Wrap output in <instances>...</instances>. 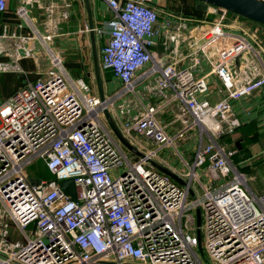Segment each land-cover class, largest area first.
Masks as SVG:
<instances>
[{"label":"built area","instance_id":"built-area-1","mask_svg":"<svg viewBox=\"0 0 264 264\" xmlns=\"http://www.w3.org/2000/svg\"><path fill=\"white\" fill-rule=\"evenodd\" d=\"M7 1L0 0V12ZM103 2L111 17L92 28L101 42L98 63L120 88L101 102L83 78L68 79L54 56L42 76L0 106V208L26 239L25 245L3 242L7 226L0 227V264H205L197 252L192 213L197 207L203 210L200 231L211 264H264V193L251 192L247 175L232 161L237 151L219 143L241 124L232 102L264 88V70L255 62L246 61L240 73L231 68L237 57L252 51L251 44L226 30L224 9L212 7L217 17L190 29L195 34L188 38L185 19L163 12L154 0ZM157 40L178 56L181 43L190 52L165 63L152 51ZM187 59L188 65L178 67ZM202 59L225 90L215 103L198 100L208 90L196 74ZM8 69L0 64V72ZM142 70L141 77L154 76L146 91L158 98L156 104L146 103L136 90ZM104 107L135 148L144 149L137 140L144 136L154 149L130 160L107 124ZM167 109L183 126L174 135L159 119ZM193 127L199 141L192 163L169 168L188 178L182 187L149 161ZM34 161L54 179L32 182L25 168ZM203 171L206 185L200 180ZM67 179L73 180L75 201L57 184ZM216 179L224 182L211 187ZM194 180L203 192L187 201ZM29 226L32 237L26 234Z\"/></svg>","mask_w":264,"mask_h":264},{"label":"crops","instance_id":"crops-1","mask_svg":"<svg viewBox=\"0 0 264 264\" xmlns=\"http://www.w3.org/2000/svg\"><path fill=\"white\" fill-rule=\"evenodd\" d=\"M170 2H177V4L181 2L191 11L189 16H181L188 26L185 32L188 38H190L189 35L195 34L190 33V29L194 30L203 23L207 25L218 15V12L211 6L198 9L197 4L191 0H154L155 5L163 12L174 14L165 9ZM89 4L93 27H99L111 17L103 0H89ZM21 8L25 11L24 15L20 14ZM224 24L227 31L243 36L251 44L252 59L249 61L255 62L259 70L263 72L264 26L229 14H226ZM87 28H89V23L84 0H8L6 10L0 12V64L6 65L9 69L0 72V85L9 83V79L6 80V78H10V81L14 78L17 81L16 86L13 87L15 92L18 87L22 88L40 75L42 76L50 67L54 56L60 59L63 72L68 79L74 81L83 78L86 81L85 72H93L92 38L90 32L86 31ZM46 36L50 38L46 40L44 38ZM94 37L99 59L101 42L95 34ZM162 47V42L157 40L152 51L165 63L180 60L179 57L186 56L184 54L190 52L184 43H181L179 48L181 56H178L171 46L166 49L171 50V55H167ZM69 60L78 67L75 75L64 65ZM189 60L180 61L178 67L188 65ZM244 66L245 62L237 68L232 66L231 68L234 72L240 73L244 70ZM142 72L143 70L137 73L139 78L136 82V90L139 95H143L146 103L156 104L158 98L146 91L150 85H153L154 76L141 77ZM196 74L198 77H203L208 85V90L198 95L199 101L208 100L215 103L224 98L225 90L206 60L200 61ZM74 77L76 79H73ZM109 81L104 82L106 97L113 95L121 86L119 81L114 80L116 90H111ZM10 97L8 94L5 101L0 102V106L4 105ZM232 110L241 123L240 127L231 135L220 138L219 143L227 149L238 151L236 163L233 158L232 161L239 171L247 175L251 182V186L248 182L251 192L260 195L264 193V88L253 92L248 97L232 102ZM159 119L166 124V132L170 135L178 133L183 128L182 125L180 127L179 121L174 122L175 115L171 109L165 110ZM180 139L186 140L185 134ZM137 140L144 146V149L139 146L136 148L140 152L154 149L152 142L146 137L137 136ZM121 148L124 151L122 145ZM188 153L193 161V150H188ZM184 156L182 154V157ZM159 157L154 161L167 168L179 170L178 164H175L173 160L169 161ZM1 256L0 253V258Z\"/></svg>","mask_w":264,"mask_h":264},{"label":"rangeland","instance_id":"rangeland-1","mask_svg":"<svg viewBox=\"0 0 264 264\" xmlns=\"http://www.w3.org/2000/svg\"><path fill=\"white\" fill-rule=\"evenodd\" d=\"M168 1H182V0H168ZM175 3L170 2V5L168 4V6H166L165 9L173 12L177 16H189V14L191 12L190 9H187L186 7H184V5L181 2H180L181 4L180 3L177 4V2H175ZM160 17L163 18V14H161ZM162 46H163V44H162ZM167 48L168 47L163 46L162 50L163 51L165 50L167 55L168 54L171 55V50L170 49L166 50ZM181 53H183V51H181ZM187 54H184V55H187ZM251 59H252V53L250 51H245L244 53H242L239 57H237L235 59V61L231 64V66L237 68L238 66H241L244 62L249 61ZM64 65L68 71H70L72 74L75 75V73L78 69L77 65H74V63L71 60L67 61ZM84 75H85V77L87 79L86 81L90 85L91 89L96 90L93 72L92 73L90 71L88 73L85 72ZM102 75H103V73H102ZM7 79H9L8 84L4 83L3 85H0V102L5 101L6 96H8V94H9V96H12L15 92H17L21 88V87H18V89H16V91L14 92L15 89L13 87L16 86L17 81H15L14 78H12L11 81H10V78H6V80ZM17 79H18V77H17ZM73 79H76V77H74ZM114 80L118 81L116 79H111L109 81V86H110L111 90H116ZM162 116L166 117V115H162ZM179 125L181 127L182 124L179 123ZM185 138H186V140H182L180 138H179L180 140L179 139L176 140L174 147H167V148L159 151L158 157L160 156V157H162L166 160H169V161L173 160L175 164H178V168L180 170H182L184 168L183 161H187L188 163L192 162L191 158L189 157L190 153H188V150L192 149L194 151L196 148L197 142L199 141L198 129L196 127H193L192 129L187 131L185 133ZM206 141H207V139H206V137H204L203 138V144H205ZM123 149H124V152L126 153V155L128 156V158L130 160L135 161L137 159L138 156L134 155L132 152H130L129 150H127L124 147H123ZM182 154H184L185 156L182 157ZM25 173L29 179L44 180L46 182L51 180V179H49L50 176H49L48 171L43 167L42 163L38 162V161H34L32 164L27 166L25 168ZM198 173H200V172L198 171ZM208 178L209 177L203 171L202 175L200 177V180L204 185L207 184ZM187 181H188V178H181V186L186 187ZM222 182H224L223 179L213 180L211 187L218 186ZM249 184L251 186L250 181H249ZM191 189L193 190L195 197H200L202 192H203L201 187L199 186V184L195 180L193 181V183L191 185ZM190 200H192V198L189 196L187 198V201H190ZM192 213L194 214L195 211L192 210ZM4 225L7 226L6 230H7L9 236L7 237V239L2 240L3 242H6V243L19 242L21 245H25V243H26L25 237L20 232H18V230L14 226V224L11 221L7 212L0 208V227L4 228ZM31 228H32V226H29L26 229V234L29 237H32ZM201 228L203 229V210H201ZM201 247H202L203 254L207 258L206 248H205V236L203 234V231H201Z\"/></svg>","mask_w":264,"mask_h":264},{"label":"water","instance_id":"water-1","mask_svg":"<svg viewBox=\"0 0 264 264\" xmlns=\"http://www.w3.org/2000/svg\"><path fill=\"white\" fill-rule=\"evenodd\" d=\"M198 2L197 8L205 7V6H211L216 9H224L226 12L232 13L238 17H241L243 19L253 21L255 23H258L262 26H264V4L257 1V0H195ZM86 11L88 14V23L90 31V36L92 38L91 41V50H92V59H93V72H94V80H95V87L96 92L98 95V98L101 102H105V90H104V80L102 78V73L99 67L98 63V55H97V48H96V41L94 37V33L92 31L93 23H92V17H91V8L89 4V0H84ZM102 112L105 116V119L107 121V124L112 131L113 135L116 137V139L120 142L122 147L126 148L130 152H132L134 155L142 158L145 155L137 150L129 141L127 138L123 136L121 131L119 130L118 126L116 125L115 121L113 120V117L109 113L107 108H103ZM157 170L160 172L170 176L172 179H174L176 182L181 184V178L178 177L174 172H172L169 168L159 164L158 162L154 160L149 161ZM34 183H38L39 180H31ZM49 182V181H48ZM59 189L63 192L64 195L68 196L71 200H76V189L73 183L72 179L67 180H61L57 182ZM190 197L193 199L195 198L194 192L192 189H188ZM195 219H196V237L198 241L197 245V252L200 254V257L202 258L203 262L205 264H211L205 255L203 254L202 247H201V211L200 208L197 207L195 209Z\"/></svg>","mask_w":264,"mask_h":264},{"label":"trees","instance_id":"trees-1","mask_svg":"<svg viewBox=\"0 0 264 264\" xmlns=\"http://www.w3.org/2000/svg\"><path fill=\"white\" fill-rule=\"evenodd\" d=\"M191 1H193V2H195L196 4H198V2L197 1H195V0H191ZM227 14H229V15H234V14H232V13H229V12H227ZM234 16H236V15H234ZM238 17V16H237ZM240 19H242V20H246V19H243V18H241V17H239ZM247 21H249V20H247ZM255 23V22H254ZM102 77H103V80H104V82H108L109 80H110V78H111V74H109V73H103V75H102ZM238 128H236V129H234L231 133H228V134H226V135H224L223 137H225V136H228V135H231L232 133H234L236 130H237ZM222 137V138H223ZM236 150V149H235ZM238 152V151H237ZM237 154V153H236ZM235 154V156H233V161L236 163V161H237V159H236V155ZM43 165V164H42ZM43 167L45 168V166L43 165ZM46 169V168H45ZM47 170V169H46ZM245 170V169H244ZM48 171V170H47ZM245 171H247V170H245ZM48 173H49V171H48ZM49 179H51V180H53L54 179V177L49 173Z\"/></svg>","mask_w":264,"mask_h":264}]
</instances>
